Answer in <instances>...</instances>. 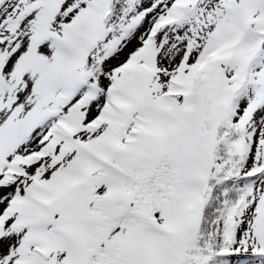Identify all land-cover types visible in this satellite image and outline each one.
Here are the masks:
<instances>
[{"label": "snow or ice", "instance_id": "1", "mask_svg": "<svg viewBox=\"0 0 264 264\" xmlns=\"http://www.w3.org/2000/svg\"><path fill=\"white\" fill-rule=\"evenodd\" d=\"M0 264H264V0H0Z\"/></svg>", "mask_w": 264, "mask_h": 264}]
</instances>
